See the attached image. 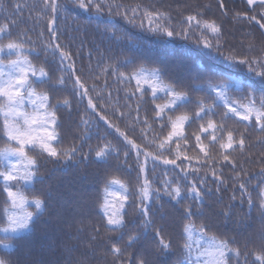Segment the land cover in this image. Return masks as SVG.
Instances as JSON below:
<instances>
[{
    "label": "trees",
    "instance_id": "obj_1",
    "mask_svg": "<svg viewBox=\"0 0 264 264\" xmlns=\"http://www.w3.org/2000/svg\"><path fill=\"white\" fill-rule=\"evenodd\" d=\"M58 2L67 6L66 10H61L57 20L56 31L59 40L52 38L46 29L49 13L43 10L44 0H0V24L9 20L17 21L18 26L12 28V38L20 33L25 49H31L23 55L37 68L43 66L46 70H51L50 75L55 86L37 81L34 84L36 91L47 92L52 104H56L57 101L62 104L64 99L71 100L70 109L61 106L57 111L60 123L56 131L59 133L60 142L53 146L57 149H68L81 145L83 141L84 153H88L89 145L96 149L98 144L103 146L106 143L110 144V150L103 158H96L95 152L86 158H81L78 151L71 158L61 156L57 159L48 158L46 154L40 152L37 144L34 148L30 146L26 151L30 157L38 158V166L27 167L26 161L21 157L4 151L5 148L15 147L16 144L8 140L4 134V116L0 113V172L13 170L20 175L26 171L33 173L30 180L5 182L0 177V241H2L0 259H6L10 264H76L78 260H84L86 264H112L115 254L106 246L116 242L115 239L108 240V237H112L119 238L116 246L125 249L122 257L124 264H135L142 257L152 261L153 264H217L220 241L234 237L236 242L229 244V248L239 251L240 255L237 257L234 253H228L230 264L237 262L259 264L255 257L260 254L261 246L264 244V210L261 207L264 203V195H261L264 193V171H262L264 170V131L260 130L254 119L245 122L240 121L239 117H231L224 121L229 128L241 130L247 128L244 150L236 148L231 153L232 158L238 162L235 171L231 165L222 169L225 183L246 184L245 191L248 198L245 200L241 191L237 194L241 195L244 205L241 206L238 201H231L224 205L226 207H219L216 204V208L213 204L217 202L216 199L220 201L228 196L227 191H222L223 185L219 186V191L216 190L218 185L211 186L209 184L211 179L208 181L211 191L202 189L203 199L195 202L193 206L195 214L187 219L184 218L183 213L186 207L193 204L190 196L185 197L182 193L181 198L172 200L161 195L150 201L151 216L157 225L163 226L165 243L171 237L173 241L171 249L159 253L152 229L145 231L138 227L140 218L131 204L123 210L124 219L127 221L126 228L106 226V218L102 220L101 217L100 204L103 203L106 188L110 192L121 194L124 193V187L121 185L131 189L134 194L138 188L136 171L134 168L128 169L123 164L124 151L130 149L124 136L155 155L159 153L157 145L165 140L168 132L171 131L170 124L161 131L159 126L161 122L152 120L155 112L152 111L151 106L167 103L168 98L163 92H158L159 98L156 100L151 98L150 90L141 98L135 87L136 78L130 82L127 79L121 81L111 72L108 74L101 72L102 68L109 64L116 67L119 62L127 59L130 61L127 66L123 64L119 66V72L124 73L125 77L143 68L144 74L140 77L142 86L151 85L160 88L162 85H171L177 91L187 93L192 98V102L182 105L175 112L167 113L172 120L181 115L191 116L193 112L198 111L195 104L197 99L203 98L206 105H212L214 101L208 97L209 93L214 96L215 92L208 87L209 84L227 83L229 78L242 84L252 83L259 96L264 94L260 78L250 73L247 66L233 68L230 62L217 55L215 51L209 52L202 44L198 46L197 37L215 42L208 32H204L201 36L200 28L193 27L188 39L170 38L133 28L126 20L114 14L105 19H110L120 29L116 36L121 38L116 39L110 33H103V24L101 30H97L99 18L95 16L94 9L89 11L77 7L79 0H76V3L72 0H58ZM107 2L129 5L133 8L137 4L152 5L149 11L156 10L171 15V19L167 22L160 19L154 24L172 25L177 32L182 27L188 28V24L181 23L183 18L196 15L198 11H205L199 7L200 5H209L210 10L197 19L201 24L205 21H214L217 25H223L224 35L220 40L221 43L225 41L226 43L220 51L224 56L236 55L238 58L264 56V37L257 25L246 19H231L237 13L241 16L256 15L257 20L260 19L258 15L260 8L255 5L248 6L246 0H225L227 8L223 12L217 7L218 0H107ZM17 4L22 6L19 12L15 9ZM144 10V7L139 10L136 23L141 22ZM116 11L123 13L124 9L120 8ZM144 25L148 26L147 20H144ZM111 26L112 24H109V27ZM41 33L43 35H40ZM124 33L127 35H123ZM8 39L9 37L2 36L4 43H7ZM56 44H60L63 51H70L73 54L75 67L80 70L76 75H82V80L88 89L87 97L81 98L72 94L71 78H68L64 85L56 83L59 77L72 75L68 71L59 70V52L54 54L51 50ZM249 44L254 46L251 51L248 50ZM46 46L49 49L47 52L44 51ZM0 55H3L5 64L10 59H16L15 55ZM70 62L64 63L67 65ZM155 69L164 70L159 82L149 76V73ZM261 70L256 68L257 72ZM4 71L7 72L8 69L4 68ZM97 75L99 80L94 79ZM145 79L148 80V85L144 84ZM193 84L201 86L203 90L193 91L190 87ZM126 93L135 94L126 95ZM227 94L236 100L245 93L230 86ZM89 97L98 105L95 110L88 106ZM2 103L3 100L0 99V104ZM215 103L221 104V101L216 100ZM21 110L29 115H36L38 111L27 101ZM224 110L223 107H217V115L194 120L190 126L185 123L183 136L188 138V146L184 147V139L174 140L171 143L172 153L167 151L160 153L161 161L174 159L175 153L179 152L182 156L193 158L191 167H201L204 157L199 153L194 134H199L200 125L206 126V121L209 119L221 123L219 113ZM145 119L148 120V124L143 123ZM85 121L87 124L84 123ZM19 123L23 125L22 120ZM117 128L119 132L116 131ZM226 134L225 131V139ZM216 135L219 133L217 132ZM85 137L90 138L85 140ZM208 138L210 137L202 136L205 145L208 144ZM117 149H120L119 157L116 155ZM197 158L200 163L197 162ZM213 158L219 159L215 149L211 153L210 162ZM118 163L119 167H117ZM134 163L132 151V158L129 159L128 164L134 165ZM13 164L16 165L15 169H12ZM148 166L152 167V162ZM159 167L162 168L155 172L160 175L161 180H171L175 177L181 186L186 182L181 180L182 174L179 173V169L173 166L167 169L161 164L158 165ZM183 167L189 168V165L185 163ZM210 167L211 163L205 165L204 170L207 171ZM216 167L219 174L220 164ZM100 170L104 174L97 175ZM237 173L240 178H233ZM164 174L166 175L163 176ZM192 179L191 175L187 177V181ZM113 180H119L120 184H111ZM160 186L158 183L153 184V188ZM173 186H176L175 183ZM6 188L23 194L26 202L20 203L17 200V203L13 204L12 199L5 192ZM35 199L43 201L39 210L35 207ZM132 199L133 197L130 196L129 200ZM135 201L139 205L138 195L135 196ZM28 212L33 213L31 218L27 217ZM205 222L211 227L201 231V226ZM21 223L26 226L17 227ZM186 225L191 226L190 234L185 233L182 238L181 232ZM92 226L100 230L102 239H89ZM131 236L138 238L130 240ZM177 242L181 245L180 248L176 247ZM116 264H121L120 260H117Z\"/></svg>",
    "mask_w": 264,
    "mask_h": 264
},
{
    "label": "snow or ice",
    "instance_id": "obj_2",
    "mask_svg": "<svg viewBox=\"0 0 264 264\" xmlns=\"http://www.w3.org/2000/svg\"><path fill=\"white\" fill-rule=\"evenodd\" d=\"M73 3H76V0H72ZM248 6H258L260 11L258 15L260 19L257 20L256 15L252 16H241L237 13L231 19L240 20L246 19L249 22L255 23L259 29L264 30V0H246ZM77 7L85 10L91 11L94 9L95 16L98 19L97 22V30H101V24H103L102 31L105 34L110 33L116 39H120V36H116V33L120 31L114 23L110 19H105V17H112L114 14L119 16L121 19L126 20L127 24L131 25L133 28H139L142 31L155 33L158 35L166 36V37H183L184 39H188V34L191 32L193 27L201 29V36L204 32H208L215 41L213 43L212 40L201 39V37H197L196 43L198 46L202 44L203 48L207 49L209 52L215 51L217 55L223 57L224 60L230 62L233 68H239L242 66H247L248 71L252 73L255 77L260 78V85L264 88V56L257 57H249L244 56V58H238L236 55H228L224 56V54L220 51L221 48L225 46V43H221L220 37L224 35L223 25H217L213 22H203L197 19V17H201L206 14L208 10H210L209 5H200L199 7L203 8L205 11L196 12V15H189L181 21V23L188 24V28H180V31L177 32L176 28L172 25H163V24H154L155 21L163 19L166 22L171 19L170 14L161 13L156 10L149 11L148 9L152 8V5L142 6L137 4L134 8L129 5L122 4H113L107 2V0H79L76 5ZM66 5L61 4L58 0H44L43 10L49 13V18L47 20L46 29L49 31L52 38L59 40V35L56 31L57 20L59 18V14L61 10H66ZM144 7L141 22L136 23V19L139 13V10ZM217 7L223 12L227 8V4L225 0H218ZM22 6L17 4L15 9L17 12L21 10ZM123 8L124 12L120 13L116 11L117 9ZM107 9V12H105ZM131 13V16H129ZM226 14V12H225ZM144 20H147V27L144 25ZM109 24H112L109 27ZM18 22L15 20H9L7 23L0 24V54H6L7 56L15 55L16 59H10L7 61V64L4 63L3 55H0V99L3 100V103L0 104V113L4 116L3 121V131L7 136V139L15 142V147L5 148V152H11L23 160L26 161V166H38V158L30 157L26 151L30 146L35 147L37 144L39 145L40 152L46 154L48 158H57L59 159L61 156L65 158H71L78 151L80 152L81 158H86V156L91 155L95 152L96 158H103L108 154L110 150V144H105L103 146L97 145V148L94 149L91 145L88 147V153H84L82 151L83 141L79 146H73L68 149H57L53 145L60 142L59 133L56 129L59 127L60 118L57 115V111L59 107L63 106L68 109L71 108V100L64 99L62 104L60 101H57L56 104H52L51 97L47 92L38 93L34 87V84L39 81L40 83H49L51 86H55L52 83V77L50 75V69L46 70L45 67L41 66L37 68L31 60H29L23 54L26 51H31V49H25L24 40L20 33H17L14 38L12 28L17 27ZM40 35H43L41 33ZM123 35H127L124 33ZM2 36L9 37L7 43H4L2 40ZM30 43V41H28ZM254 46L252 44L248 45V50L251 51ZM49 49L46 46L44 51L47 52ZM52 52L55 54L59 52L60 61L58 64V68L61 72L68 71L72 74L70 77L61 76L58 78L56 83L59 85H64L68 78L73 80L72 94L74 96H80L81 98L88 96V89L85 85V82L82 80V75H76V73L80 72L79 69L75 67V62L73 60V54L70 51H63L61 49L60 44H56L52 49ZM65 61H71L67 65H65ZM129 60H125L119 62L116 67H113L109 64L107 67L102 68L101 72L108 74L111 72L116 75V77L123 81L127 79L129 82L136 78V89L140 93L141 98H143L144 94L151 91V98L156 100L159 98L158 92H163L165 96L168 98L167 103L164 104H154L152 105V111L155 112V115L152 117L153 121H158L160 123V129L163 131L164 128L168 127L169 124L171 126V131L168 132L165 140H162L157 148L159 149V153L153 155L151 152H148L140 145L135 144L131 140L128 139L127 136H124V140L131 146L129 150L124 151V160L123 164L128 168L134 170L137 173L136 179L138 182V188L134 192L128 187H124V193L121 194L119 192H110L106 188L104 190L103 203L100 204L101 217L102 220L106 218V226H121L127 227V221L124 219V209L127 205L131 204L134 208V211L138 214L140 218L139 228L147 231L148 229H152L153 237L155 239V246L159 250V253H163L165 249H171L173 246V241L171 237L168 238V242L165 243V233L163 226L157 225L155 220L151 216V204L150 201L153 198H158L161 195H165L172 200H177L181 198L182 193L185 197H191L193 200V204H190L184 210V218L187 219L193 216L195 213L193 212V206L197 200H202L203 197L201 195V191L207 190L211 191L208 187V181L211 179L213 183L218 185L217 191H219V185H224L225 180L223 178L224 173L222 171L225 166H233V171H235V167L238 165V162L235 161L232 156V150L239 148L241 151L245 148V137L247 133V128L241 130L240 128H229L224 121L231 117H239L240 121L250 122L255 121L261 131H264V94L257 95L256 90L252 83L242 84L240 81H231L228 79L227 83L212 85L209 84L208 87L213 89L215 95L209 93V97L213 99L214 103L212 105H206L204 99H197L195 101L196 106L198 107V111L193 112L191 116L189 115H181L176 117L175 120H172L170 116L167 115L169 112H175L179 107L184 104L191 103L192 98L185 92H179L175 87L171 85H162L160 88L149 85L148 87H144L141 85L140 77L144 74V69L141 68L140 71L129 74L125 77L124 73L119 72V66L123 64V66H127ZM255 65V66H254ZM4 68H7L8 71L5 72ZM256 68L262 69L257 72ZM206 71H210V69H206ZM164 73L163 69H155L149 73V76L154 77L158 82L161 80V77ZM95 80H99V76L94 77ZM144 84L148 85V80H144ZM234 87L237 91L244 92L245 94L240 96L238 99L234 100L230 97L227 92L229 87ZM95 87V85H93ZM193 91L203 90V88L199 85H190ZM247 90V91H246ZM135 93L126 95H134ZM221 101V104H216L215 101ZM29 102L35 108H37L36 115H29L27 112L22 111L21 109L24 107L25 103ZM88 106L95 110L98 105L93 103L91 97L88 98ZM139 107V106H138ZM223 107L225 110L222 113H219L221 117V123H217L214 120H207L206 126L200 125L199 134H194L195 143L198 147L199 153L203 154L204 160L202 162V166L191 167L192 157L182 156L179 152L175 153L176 158L174 159H164L162 163L164 165H171L175 169H179V173L182 174L181 180L186 181L183 186L176 180L173 179H163L161 180L159 175L156 174L155 168L158 162L161 161L160 153L165 151L172 153L171 143L174 140H185L184 147H187V137L183 136V129L185 127V123L189 126L194 120H203L206 116H215L217 115L216 108ZM123 115V113H121ZM103 119V117H101ZM23 121V125L19 123V121ZM87 124V121L84 122ZM143 123L148 124V120L145 119ZM119 132V129H116ZM226 131V139L225 133ZM219 135H216V133ZM123 135V134H121ZM202 136L210 137L208 138V144L205 145ZM237 136L239 139H237ZM90 137H85V140ZM218 146V147H217ZM217 151V155L219 159H211L210 156L213 150ZM135 151V163L134 165H129L128 161L132 158V151ZM117 157L120 156V149L116 150ZM143 155L144 159L141 160V156ZM152 161V167L148 166V161ZM179 161V162H178ZM197 162L200 163L197 158ZM187 163L189 168L183 167ZM211 163V167L205 171L204 166L209 165ZM220 164V170L218 174V170L216 165ZM119 167V163L117 164ZM16 165H12V169H15ZM242 171V169H241ZM264 171V170H262ZM210 173V175H209ZM33 173L30 171H26L23 175H20L13 170H7L4 172H0V177L3 178L5 182L18 181L20 179L30 180L32 178ZM191 175L193 179L191 181H187V177ZM155 177V179H153ZM233 178H240L239 173L236 174ZM111 184H120L119 180H113L110 182ZM158 183L161 186L157 188H153V184ZM175 183L176 186H173ZM239 190L243 194L246 188L245 183L239 184ZM5 192L8 197L12 199V203L16 204L17 200L20 203L26 202V197L23 194L12 191L11 188H6ZM139 197V205L136 204L135 196ZM264 195V193H261ZM132 196L133 199L130 201L129 197ZM235 199V197H233ZM36 209H41L43 205V201L40 199H35L34 201ZM119 205V207H117ZM262 210H264V203L261 205ZM33 216L32 212L27 213V217L31 218ZM26 225L21 223L18 224L17 227H25ZM211 226L205 222L201 226V231L209 229ZM191 226L186 225L183 227L181 232V237L185 233L190 234ZM7 231V229H5ZM122 238V237H121ZM138 237L131 236L130 240H135ZM90 240H98L102 239L100 230L96 226H92V234L89 236ZM115 239V243L107 244L106 246L109 250L115 254V258L112 261V264H116L117 260H120L121 264H124L122 259L124 248L117 247L116 245L119 243V238L108 237L109 241ZM234 237H227L224 240H221L218 245V255L219 260L217 264H230V258L228 257V253H234L235 256H239V251L235 249H230L229 244L235 243ZM2 243V241H0ZM127 247V244H125ZM176 247L180 248L181 245L177 242ZM255 259L259 262V264H264V244L261 246L260 254L255 257ZM0 264H10V261L6 259H0ZM76 264H86L84 260L76 261ZM135 264H153L152 261L147 258H140ZM238 264V262H237Z\"/></svg>",
    "mask_w": 264,
    "mask_h": 264
},
{
    "label": "rangeland",
    "instance_id": "obj_3",
    "mask_svg": "<svg viewBox=\"0 0 264 264\" xmlns=\"http://www.w3.org/2000/svg\"><path fill=\"white\" fill-rule=\"evenodd\" d=\"M103 105H104V103H103ZM129 145V144H128ZM131 147V146H130ZM133 152H134V158H135V151L133 150ZM144 159V157H143V155L141 156V160H143ZM152 161L151 160H149L148 161V165L151 163ZM64 164V163H63ZM159 164H161V165H164L163 163H162V161H160V162H158L157 163V165H156V168H155V170H159L160 168H162V167H159L158 168V165ZM164 166H166V165H164ZM172 166L171 165H167L166 166V168L168 169V168H171ZM75 170V169H74ZM102 174H104V172L102 171V170H100V171H98L97 172V175H102ZM166 174H164L163 176H165ZM210 175V174H209ZM160 176V175H159ZM153 178H155V177H153ZM209 184H211V186H213V185H217L216 183H213V181H210V183ZM239 184H241V183H234V184H232L231 182L230 183H225L224 185H223V187H222V191H227V196L228 197H224V199L223 200H220L219 201V199H216L217 200V202H215V203H213V204H215V207L217 208V205L216 204H218L219 205V207L221 206V207H226V206H224L225 204H227L228 202H231V201H233V202H235V201H238L239 203H240V205L242 206V205H244V204H242L244 201H241V198H240V196L241 195H243V198L246 200L248 197H247V192L246 191H244V193L243 194H241V195H237L238 193H239ZM219 186H221V185H219ZM233 197H235V199H233ZM225 202V203H224ZM246 202V201H245ZM224 203V204H223ZM248 205H249V203H248ZM219 210H220V208H219ZM207 213H205V215H206Z\"/></svg>",
    "mask_w": 264,
    "mask_h": 264
},
{
    "label": "water",
    "instance_id": "obj_4",
    "mask_svg": "<svg viewBox=\"0 0 264 264\" xmlns=\"http://www.w3.org/2000/svg\"><path fill=\"white\" fill-rule=\"evenodd\" d=\"M260 31H261V33L263 34V36H264V30H261V29H259Z\"/></svg>",
    "mask_w": 264,
    "mask_h": 264
}]
</instances>
